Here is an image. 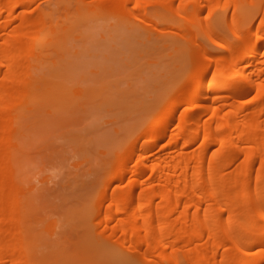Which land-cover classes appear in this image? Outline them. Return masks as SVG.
<instances>
[{
    "label": "bare ground",
    "instance_id": "bare-ground-1",
    "mask_svg": "<svg viewBox=\"0 0 264 264\" xmlns=\"http://www.w3.org/2000/svg\"><path fill=\"white\" fill-rule=\"evenodd\" d=\"M218 1L0 0V264L36 262L17 121L63 94L37 69L90 14L181 43L178 78L90 185L82 245L123 264H264V0Z\"/></svg>",
    "mask_w": 264,
    "mask_h": 264
},
{
    "label": "rangeland",
    "instance_id": "rangeland-1",
    "mask_svg": "<svg viewBox=\"0 0 264 264\" xmlns=\"http://www.w3.org/2000/svg\"><path fill=\"white\" fill-rule=\"evenodd\" d=\"M224 4L219 0L212 10ZM92 15L37 69L61 80L63 94L24 110L17 121L15 174L25 187L35 184L24 193L35 264H123L82 245L87 231L79 222L89 212L88 190L105 161L148 121L147 106L178 78L179 40L171 42L167 32L148 37L114 18ZM208 17L205 12L200 19ZM222 31L231 36L228 23ZM115 175L113 170L109 176Z\"/></svg>",
    "mask_w": 264,
    "mask_h": 264
}]
</instances>
